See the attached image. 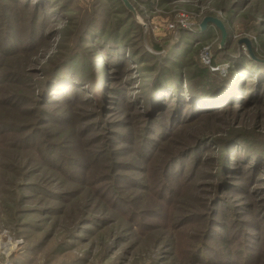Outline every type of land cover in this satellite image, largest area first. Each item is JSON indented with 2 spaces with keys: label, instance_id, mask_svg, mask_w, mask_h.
Returning a JSON list of instances; mask_svg holds the SVG:
<instances>
[{
  "label": "rangeland",
  "instance_id": "374dc122",
  "mask_svg": "<svg viewBox=\"0 0 264 264\" xmlns=\"http://www.w3.org/2000/svg\"><path fill=\"white\" fill-rule=\"evenodd\" d=\"M128 1L0 0V264H264V0Z\"/></svg>",
  "mask_w": 264,
  "mask_h": 264
},
{
  "label": "water",
  "instance_id": "95a60500",
  "mask_svg": "<svg viewBox=\"0 0 264 264\" xmlns=\"http://www.w3.org/2000/svg\"><path fill=\"white\" fill-rule=\"evenodd\" d=\"M122 2V4L124 5V7L130 11L131 13L133 14H136V12H134L132 6L130 5L129 1L128 0H120ZM207 24H211L213 25L215 28H217L220 33H221V37H222V41L225 40V36H226V32H225V29H224V26L222 25V23L218 20V19H214V18H206L204 19V21L202 22V24L200 25V29L201 31H203ZM244 44H246L247 48L250 50V44L248 41L246 40H243L242 41Z\"/></svg>",
  "mask_w": 264,
  "mask_h": 264
},
{
  "label": "built area",
  "instance_id": "2783aa9c",
  "mask_svg": "<svg viewBox=\"0 0 264 264\" xmlns=\"http://www.w3.org/2000/svg\"><path fill=\"white\" fill-rule=\"evenodd\" d=\"M181 24H182V26H185V25H187V23H184V22H182L181 21ZM171 28V27H170ZM2 251L4 250V249H1Z\"/></svg>",
  "mask_w": 264,
  "mask_h": 264
},
{
  "label": "bare ground",
  "instance_id": "6f19581e",
  "mask_svg": "<svg viewBox=\"0 0 264 264\" xmlns=\"http://www.w3.org/2000/svg\"><path fill=\"white\" fill-rule=\"evenodd\" d=\"M11 248H12V247H11ZM4 249H5V246H4ZM5 250H6V249H5ZM8 251H10V249H9V248L7 249V252H8ZM7 252H6V253H7Z\"/></svg>",
  "mask_w": 264,
  "mask_h": 264
}]
</instances>
